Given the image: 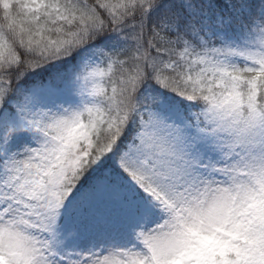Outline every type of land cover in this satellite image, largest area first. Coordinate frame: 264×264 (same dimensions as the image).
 <instances>
[{"label":"snow or ice","instance_id":"snow-or-ice-1","mask_svg":"<svg viewBox=\"0 0 264 264\" xmlns=\"http://www.w3.org/2000/svg\"><path fill=\"white\" fill-rule=\"evenodd\" d=\"M0 264H264V0H0Z\"/></svg>","mask_w":264,"mask_h":264}]
</instances>
